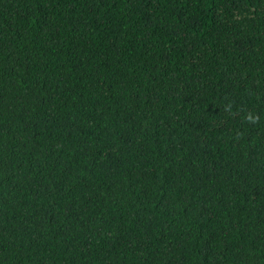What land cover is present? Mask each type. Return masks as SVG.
<instances>
[{"label":"trees","instance_id":"obj_1","mask_svg":"<svg viewBox=\"0 0 264 264\" xmlns=\"http://www.w3.org/2000/svg\"><path fill=\"white\" fill-rule=\"evenodd\" d=\"M0 264H264V0H0Z\"/></svg>","mask_w":264,"mask_h":264}]
</instances>
